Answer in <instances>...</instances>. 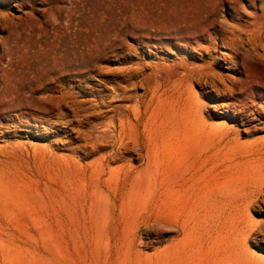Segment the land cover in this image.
Returning <instances> with one entry per match:
<instances>
[{"label":"rangeland","instance_id":"rangeland-1","mask_svg":"<svg viewBox=\"0 0 264 264\" xmlns=\"http://www.w3.org/2000/svg\"><path fill=\"white\" fill-rule=\"evenodd\" d=\"M260 176L264 0H0V264H264Z\"/></svg>","mask_w":264,"mask_h":264},{"label":"bare ground","instance_id":"bare-ground-1","mask_svg":"<svg viewBox=\"0 0 264 264\" xmlns=\"http://www.w3.org/2000/svg\"><path fill=\"white\" fill-rule=\"evenodd\" d=\"M121 126L120 128H122ZM219 206L224 211H227V209L230 210V215L234 223L235 245L237 250L241 253V256H244L245 247L251 243V240L257 236L264 227V219L256 220L252 214L256 212L261 215V217L264 216V176L251 178L247 186L236 190L235 194L229 189L224 190ZM212 217L211 212L206 215L208 224L212 223ZM247 262L254 264L251 261Z\"/></svg>","mask_w":264,"mask_h":264}]
</instances>
